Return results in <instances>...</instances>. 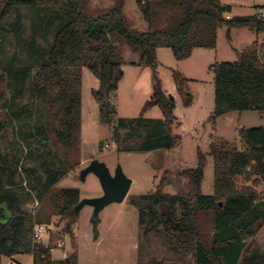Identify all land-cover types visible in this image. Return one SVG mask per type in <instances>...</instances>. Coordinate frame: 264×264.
<instances>
[{
  "label": "trees",
  "instance_id": "obj_1",
  "mask_svg": "<svg viewBox=\"0 0 264 264\" xmlns=\"http://www.w3.org/2000/svg\"><path fill=\"white\" fill-rule=\"evenodd\" d=\"M137 5L147 25L145 32L135 29L126 18L124 0H113L110 6L101 9L90 8L87 0H5L0 12V30L17 7L64 10L66 15L48 50L39 55L40 63L31 80V89L40 107L36 133H43L62 151L57 163L49 152L40 163L47 187L55 185L79 163L83 68L98 79V88L92 94L99 104L101 121L110 126L116 114L111 95L123 77L124 60L120 50L124 45L138 56V67L155 69L157 49L169 48L177 61H184L196 49H214L217 31L222 27L227 29L228 41H231V30L264 34V7L259 10L263 16L258 12L226 19L231 8L219 0H137ZM37 50L32 42L30 54H38ZM235 53V63L211 66L214 73L213 119L232 111H257L264 116V60L256 47ZM32 67L14 69L10 66L5 76L22 88ZM172 77L183 106H189L188 80L178 72H173ZM2 81L0 75V86ZM154 107L161 110L162 119L157 121L158 130L149 133L153 143L144 146L142 151L170 148L175 142L170 138L175 101L163 91L156 76L152 97L145 102L139 116L129 122L132 131L145 124L154 125V121L143 118L144 113ZM118 125L125 126V120L120 119ZM117 129H114L116 139ZM238 135L243 150L228 143L210 146L213 195L201 194L206 158L199 152L197 166L183 171L189 183L187 194L171 196L157 189L130 198L140 222L146 217L150 220V229L146 231L162 226L164 244L173 261L176 258L173 263L161 260L151 264H264V251L242 257L244 239L253 238L264 224V199H259L250 186L237 189L234 182L238 176H243L246 182L253 177L264 180V129H241ZM16 173L17 167L12 166L9 157L0 150V182L5 180L12 187ZM50 200L58 216L74 219V207L80 201L77 189H59ZM208 213L212 214L214 228L209 235L201 226L202 216ZM25 219L26 212L18 196L9 189L0 188V257L10 258L19 252ZM90 223L96 239L97 217H92ZM27 249L33 264H77L76 253L55 262L50 260L48 247L34 244ZM186 258L191 262L184 263Z\"/></svg>",
  "mask_w": 264,
  "mask_h": 264
},
{
  "label": "rangeland",
  "instance_id": "obj_2",
  "mask_svg": "<svg viewBox=\"0 0 264 264\" xmlns=\"http://www.w3.org/2000/svg\"><path fill=\"white\" fill-rule=\"evenodd\" d=\"M87 1L92 9L107 8L113 3V0ZM219 1L231 5L234 16L254 15L264 7V0ZM4 3L5 0H0V12ZM54 10L17 7L3 22L0 30V75L3 77L0 86V150L9 157L12 166L17 167L15 184L9 187L2 180L0 188L15 193L26 212L19 252L10 258L0 257V264H33L27 248L35 244L34 224H43L47 228V234L39 242L53 250L50 252L51 261L56 262L76 253L77 264H151L152 261L161 260L176 262L164 244L162 226L146 231L150 229V220L146 217L140 222L138 211L130 205V198L157 189L171 196L187 194L189 183L183 171L197 166L199 152L206 158L201 194L213 195L210 146L228 143L243 150L239 130L264 129V116L257 111H232L213 119L214 73L211 66L235 63V51L243 52L251 47H256L264 60V34L243 29L231 30V41H228L227 29L222 27L217 31L214 49H196L192 57L184 61H177L169 48H160L155 69L138 67V56L124 45L120 50L124 60L123 77L118 89L111 95L116 114L110 126L101 121L99 104L92 94L98 88V79L87 68H83L79 163L66 176L60 177L55 185L47 187L40 163L47 152L57 163L62 151L43 133H36V116L40 107L31 89V80L40 63L39 55H44L48 50L59 24L66 19L64 10ZM123 13L135 29L141 32L147 30L137 0H126ZM32 42L38 48L36 55L29 52ZM26 65L33 66V70L26 77L22 88L5 76L7 67L15 69ZM173 72H178L188 80L187 93L191 103L187 107L183 106L177 93ZM154 76L158 78L163 91L175 101L170 135L175 142L170 148L147 152L142 151V148L153 143V139L149 140L148 136L158 130L157 121L162 119L161 110L154 107L144 113L143 118L154 121L153 126L145 124L132 131L129 122L139 116L145 102L152 97ZM120 119L125 120V126L119 127ZM116 128L117 139L114 137ZM92 160L103 162L111 175L120 166L123 174L132 181L123 203L110 204L98 214L96 239L90 223L92 207L84 206L70 220L58 216L50 200V196L62 188L77 189L79 200L101 196L102 190L94 175H87L84 181L79 178L80 171ZM234 182L237 189L250 186L259 199H264L262 178L253 177L246 182L243 176H238ZM68 225L69 232L66 231ZM201 226L202 231L208 235L214 231L211 213L202 216ZM244 245L242 257L254 251H264V224L253 238L244 239ZM188 262L191 259H184V263Z\"/></svg>",
  "mask_w": 264,
  "mask_h": 264
},
{
  "label": "water",
  "instance_id": "obj_3",
  "mask_svg": "<svg viewBox=\"0 0 264 264\" xmlns=\"http://www.w3.org/2000/svg\"><path fill=\"white\" fill-rule=\"evenodd\" d=\"M89 174L97 178L102 195L95 198L81 199L74 207L75 212H79L84 206H90L93 209V217L96 218L106 206L124 202L131 188L132 181L123 174L120 166L111 175L103 162L92 160L80 171V180L84 181ZM221 205L222 203H219V206Z\"/></svg>",
  "mask_w": 264,
  "mask_h": 264
},
{
  "label": "built area",
  "instance_id": "obj_4",
  "mask_svg": "<svg viewBox=\"0 0 264 264\" xmlns=\"http://www.w3.org/2000/svg\"><path fill=\"white\" fill-rule=\"evenodd\" d=\"M259 14L263 16L262 11H259ZM226 19H229V16H226ZM44 234H47V228L45 225H43V224H34L33 225V241L35 244H40L39 241L42 239V236ZM45 247H47V246H45ZM49 251L51 252L53 250L49 248ZM64 258L65 257H63V259Z\"/></svg>",
  "mask_w": 264,
  "mask_h": 264
},
{
  "label": "crops",
  "instance_id": "obj_5",
  "mask_svg": "<svg viewBox=\"0 0 264 264\" xmlns=\"http://www.w3.org/2000/svg\"><path fill=\"white\" fill-rule=\"evenodd\" d=\"M125 2H126V0H124V6H125ZM222 5H224V6H229L230 8H231V13L230 14H228L227 16H230V17H234V15H232V10H233V8H232V6L231 5H229L228 3H223V2H220ZM123 10H124V7H123ZM159 50H161L160 48L159 49H157V52H156V54H157V59H158V51ZM194 52V51H193ZM193 54V53H192ZM191 57H192V55H191ZM151 110V109H150ZM149 111V110H148ZM53 253V252H52ZM63 258H61V260H62Z\"/></svg>",
  "mask_w": 264,
  "mask_h": 264
}]
</instances>
